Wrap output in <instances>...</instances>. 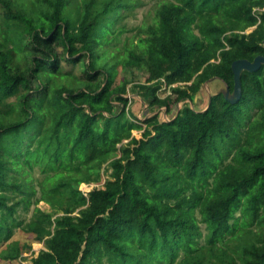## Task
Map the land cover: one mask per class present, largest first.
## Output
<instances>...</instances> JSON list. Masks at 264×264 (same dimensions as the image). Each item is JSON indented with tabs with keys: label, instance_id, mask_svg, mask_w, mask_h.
I'll return each instance as SVG.
<instances>
[{
	"label": "trees",
	"instance_id": "trees-1",
	"mask_svg": "<svg viewBox=\"0 0 264 264\" xmlns=\"http://www.w3.org/2000/svg\"><path fill=\"white\" fill-rule=\"evenodd\" d=\"M81 1L0 0V264L18 230L43 243L32 264H264V64L241 72L235 101L145 116L117 147L119 71L142 70L138 93L166 111L212 77L232 93V62L264 55V0L164 3L120 53L132 2ZM117 151L77 214L38 206Z\"/></svg>",
	"mask_w": 264,
	"mask_h": 264
},
{
	"label": "rangeland",
	"instance_id": "rangeland-1",
	"mask_svg": "<svg viewBox=\"0 0 264 264\" xmlns=\"http://www.w3.org/2000/svg\"><path fill=\"white\" fill-rule=\"evenodd\" d=\"M130 1L132 2V6L124 11V19L119 24V27L120 25H122L124 26L125 30L118 42L115 43V47L112 48V51L115 53L122 52L125 45H131L132 43H135L137 38L140 35L144 34V30L147 28V26L151 25L156 20L157 10L164 3L173 2L174 0ZM72 2H75L77 4L82 1L72 0ZM122 2L123 0H110V5L114 6L115 4H119ZM261 10H264V8ZM115 11H112L110 15L114 14ZM75 17H77L76 10H73L71 18L74 19ZM249 31H251V28L246 30V32ZM107 58L110 61L108 62L109 65L114 63L116 60L104 55L102 61L104 62V59ZM75 73H78V71ZM123 73L128 77V79H130V82L126 85V92L124 94V96L128 99L126 114L124 116L125 118H122L120 124L122 127L126 126V128L119 129L120 135L123 138L121 142L117 144V147H119L121 144H126L131 137H141L142 130L136 127L132 128L130 126V122L138 123L137 121H139V119H142L145 116H150L157 112H159L161 119L167 120L171 118L176 113V111L185 104V102L188 103L190 107L196 110L204 109L209 103L210 96L218 92L213 91V88L216 85H214L213 82H211L210 84V80L208 84L203 83L200 91L197 92L192 97V99L184 102H178L177 104L172 106L171 111H166L165 107L156 108L155 106H152L150 103V99L143 100L141 95L138 93V89L135 86L140 82H144L146 76L142 70L138 71L133 69L130 73L126 70L121 71V73L119 71L117 81H119L118 79L121 78ZM218 81L220 82L221 80H217L216 82L218 83ZM217 89H221V87ZM169 93L170 90L165 86V84H162L161 89L157 92L160 98L165 97ZM102 121L103 119H100L99 124ZM119 153V151L112 153L107 162L103 163L101 167L91 169L88 172L83 171L85 174L83 178L80 179V177H77L76 180L72 183L73 192L64 195L62 199L56 201L54 205L40 201L38 203V206L46 212L54 213L53 216L61 214H77L80 209L84 208L87 205L85 199L88 198V192L94 187H103L110 171L108 162L113 158L118 157ZM12 239L13 241H15L14 245L17 247V249L20 248V254L15 259L1 261V264H32L33 258H35L38 252L44 248L43 243L33 241V239L27 233L20 230H18L14 234Z\"/></svg>",
	"mask_w": 264,
	"mask_h": 264
},
{
	"label": "water",
	"instance_id": "water-1",
	"mask_svg": "<svg viewBox=\"0 0 264 264\" xmlns=\"http://www.w3.org/2000/svg\"><path fill=\"white\" fill-rule=\"evenodd\" d=\"M261 64H264V55H257L256 57H254V59L252 61H250L248 59H236V60H234L231 64V68L233 70V80H234L233 91H232V93H230L228 85L222 79H220L218 77H212V78H217V79L221 80V83L224 85L223 89L218 90V92L223 93V95L226 99H229L230 101H235L241 95V80H240L241 72L243 70H248V71L257 70ZM212 78L208 79L204 83L208 84V82ZM218 92H216V93H218Z\"/></svg>",
	"mask_w": 264,
	"mask_h": 264
},
{
	"label": "crops",
	"instance_id": "crops-1",
	"mask_svg": "<svg viewBox=\"0 0 264 264\" xmlns=\"http://www.w3.org/2000/svg\"><path fill=\"white\" fill-rule=\"evenodd\" d=\"M217 80H219V79H217V78H212L211 81H210V84H211V82H213L214 85H216V86H214L213 91L221 90V89L223 88V86H224V85L221 83V81H220V82L218 81V83H217V82H216ZM219 87H221V89H217V88H219Z\"/></svg>",
	"mask_w": 264,
	"mask_h": 264
},
{
	"label": "bare ground",
	"instance_id": "bare-ground-1",
	"mask_svg": "<svg viewBox=\"0 0 264 264\" xmlns=\"http://www.w3.org/2000/svg\"><path fill=\"white\" fill-rule=\"evenodd\" d=\"M182 105V104H181ZM67 179V178H66ZM15 242V241H14ZM41 246V245H40ZM200 247V246H199Z\"/></svg>",
	"mask_w": 264,
	"mask_h": 264
}]
</instances>
